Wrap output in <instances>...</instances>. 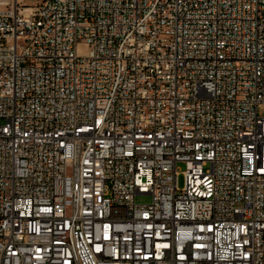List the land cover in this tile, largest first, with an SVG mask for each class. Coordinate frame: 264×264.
Instances as JSON below:
<instances>
[{"label": "built area", "instance_id": "2783aa9c", "mask_svg": "<svg viewBox=\"0 0 264 264\" xmlns=\"http://www.w3.org/2000/svg\"><path fill=\"white\" fill-rule=\"evenodd\" d=\"M21 1L0 264H264V0Z\"/></svg>", "mask_w": 264, "mask_h": 264}, {"label": "rangeland", "instance_id": "374dc122", "mask_svg": "<svg viewBox=\"0 0 264 264\" xmlns=\"http://www.w3.org/2000/svg\"><path fill=\"white\" fill-rule=\"evenodd\" d=\"M41 2L42 0H22L20 4L25 9H31L39 5ZM260 116L264 117V109L260 110ZM178 168L182 172L186 170L183 164H179ZM179 184H180V187H183L184 185V175L183 174L179 176ZM151 199L152 198L150 196H137L136 197V201L139 204H149L151 202Z\"/></svg>", "mask_w": 264, "mask_h": 264}]
</instances>
